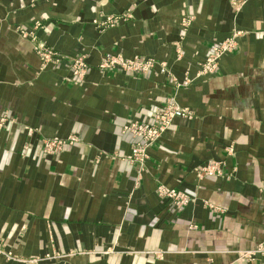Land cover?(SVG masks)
Listing matches in <instances>:
<instances>
[{
    "label": "crops",
    "instance_id": "obj_1",
    "mask_svg": "<svg viewBox=\"0 0 264 264\" xmlns=\"http://www.w3.org/2000/svg\"><path fill=\"white\" fill-rule=\"evenodd\" d=\"M20 30L85 55V77L43 70ZM116 54L166 72L98 69ZM169 102L193 118L174 119L142 169L123 127ZM211 162L226 177H198ZM159 186L191 201L174 212ZM0 242L13 256L0 264H264L240 259L264 242V0H0Z\"/></svg>",
    "mask_w": 264,
    "mask_h": 264
},
{
    "label": "built area",
    "instance_id": "obj_2",
    "mask_svg": "<svg viewBox=\"0 0 264 264\" xmlns=\"http://www.w3.org/2000/svg\"><path fill=\"white\" fill-rule=\"evenodd\" d=\"M123 17L126 20V18H128L129 16L126 15ZM120 20L121 18L119 17H109L106 18V20L101 25H114ZM189 21L190 20H184L186 24H189ZM36 25H38V23ZM20 34L33 41L37 40L34 30H20ZM235 38V36H232L222 42L220 45L213 48L212 53L200 66L201 75L212 74L217 70L220 58L225 54L233 52V50L236 48L237 43ZM34 49L42 62L41 68L43 70L46 69V67L48 66L47 64L50 62H62L61 56L55 50L49 49L44 44L37 43ZM71 61L72 62L68 63L70 64L73 78L77 81H81L90 68L86 56L78 55ZM156 66L160 67L162 73L166 72V64H157V62H155L154 60L143 57L135 56L133 58H125L122 54H116L105 57L98 65V69L103 71H113L115 69H120L123 72L130 74L135 72L143 73L148 70H152ZM176 118L192 119L193 114L190 110L181 108L173 102H169L157 112L152 123L144 124L138 121H133L125 124V126L123 127V131L130 134L134 138V143L131 147V153L127 157L129 162L138 163L143 169L147 160L149 159V148L161 138V136L164 134V132H166L173 120ZM74 141V138H69L67 140L44 141L42 144V148L46 154H53L63 149L67 143L72 144ZM196 173L200 178L204 176H214L219 178L226 177L222 172L221 163L218 162H211L206 166H202L196 169ZM158 193L161 197L169 198L171 200L174 212H179L191 201V198H189V196L184 194L183 192L176 189H169L165 186H159ZM215 211L220 212V210ZM0 257H4L7 260L12 259L13 257L11 252L5 250L4 245L1 242ZM240 259L246 262L264 259V242L259 243L255 247V249L251 251L240 252ZM39 261L41 260L34 259L31 260L30 263L38 264Z\"/></svg>",
    "mask_w": 264,
    "mask_h": 264
},
{
    "label": "rangeland",
    "instance_id": "obj_3",
    "mask_svg": "<svg viewBox=\"0 0 264 264\" xmlns=\"http://www.w3.org/2000/svg\"><path fill=\"white\" fill-rule=\"evenodd\" d=\"M38 27H39V24L37 25ZM102 26V25H101ZM107 26H110V25H107ZM102 27H106V26H102ZM35 32V31H34ZM22 36V35H21ZM23 38H27V37H25V36H22ZM31 40V39H30ZM35 45L37 44V43H39V42H37L38 40H35V41H33V40H31ZM35 50V49H34ZM36 52V51H35ZM38 55V54H37ZM77 57V56H76ZM72 59H75V57H73V58H64V56H62V62H64V61H66V62H72L71 60ZM59 63H61V62H50V63H48L47 65H50V64H59ZM69 66H70V64H69ZM48 67V66H47ZM46 67V68H47ZM45 70V69H44ZM116 70V69H115ZM103 71V70H102ZM70 73H71V68H70ZM71 77H72V79L73 80H75L74 78H73V74L71 73ZM79 81V80H78ZM62 150V149H61ZM60 150V151H61ZM59 151V152H60Z\"/></svg>",
    "mask_w": 264,
    "mask_h": 264
}]
</instances>
